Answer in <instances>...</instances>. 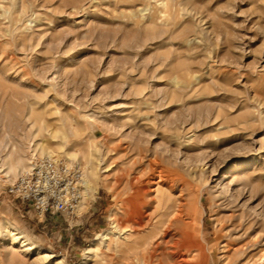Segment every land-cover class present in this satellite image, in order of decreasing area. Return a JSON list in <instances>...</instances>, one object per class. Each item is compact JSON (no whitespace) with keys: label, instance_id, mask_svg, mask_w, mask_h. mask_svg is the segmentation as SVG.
Here are the masks:
<instances>
[{"label":"rangeland","instance_id":"1","mask_svg":"<svg viewBox=\"0 0 264 264\" xmlns=\"http://www.w3.org/2000/svg\"><path fill=\"white\" fill-rule=\"evenodd\" d=\"M47 155L96 189L74 216L5 196ZM157 169L177 199L161 264H264V0H0V264H132L83 249L134 186L154 222Z\"/></svg>","mask_w":264,"mask_h":264},{"label":"bare ground","instance_id":"2","mask_svg":"<svg viewBox=\"0 0 264 264\" xmlns=\"http://www.w3.org/2000/svg\"><path fill=\"white\" fill-rule=\"evenodd\" d=\"M49 137L55 136L53 135ZM158 172V176L156 175L157 181L151 182L149 180L153 185L152 194H154V196L151 201L155 204V216L153 215L154 222L145 226L147 224L145 219L149 217V215L147 217L145 209L147 208V205L151 203L147 200V194L143 191L144 187H132L129 196L119 201L122 217L120 218L111 214L110 220H112V222L110 229L99 234L98 238L83 249L85 259L90 260L96 255V253L104 248L109 253L116 250L122 259H129V255L132 254V264H135V262H141L142 264H161L160 256H163L166 253L163 245L164 243L168 244L165 239L170 234V227L173 225V221H170L168 225L167 222L171 218L170 216L174 213L173 209H175L177 199L174 197V194H172L173 186L168 185V181L165 179L166 175L162 171ZM81 182L84 188L77 201V208L71 213L73 216L79 209L87 206V202L93 198V195L96 192V189L92 187L91 183L86 179L85 172ZM184 215L185 211L184 209H181L174 216V222H181L182 225L180 229H176V233L180 234V239L175 240L172 244V248L175 249V251L169 253L171 256L177 255L178 258L183 256L179 249L180 246L186 243L188 244L191 238V233L189 232L190 226L188 223L184 222ZM16 234L17 233H13V235ZM15 237L16 239H20L23 238V235H17ZM27 245L28 244H25L26 250H31V248L34 247L32 243L31 245ZM186 251L190 252V249H187ZM53 256V254L48 252L44 254V257L46 258ZM164 257L166 259V256ZM179 262L182 264L189 263L183 259V257L182 259H179ZM62 263L63 260H58L57 262V264Z\"/></svg>","mask_w":264,"mask_h":264},{"label":"built area","instance_id":"3","mask_svg":"<svg viewBox=\"0 0 264 264\" xmlns=\"http://www.w3.org/2000/svg\"><path fill=\"white\" fill-rule=\"evenodd\" d=\"M83 166L63 158L44 156L31 162L26 171L6 188L5 196L19 200L38 217L71 214L83 190ZM21 211V208L18 207Z\"/></svg>","mask_w":264,"mask_h":264}]
</instances>
